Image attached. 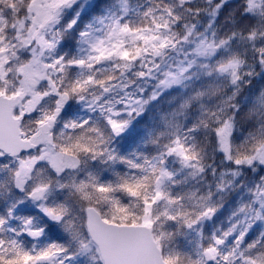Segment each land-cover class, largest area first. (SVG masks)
I'll return each mask as SVG.
<instances>
[{
  "label": "snow or ice",
  "instance_id": "obj_1",
  "mask_svg": "<svg viewBox=\"0 0 264 264\" xmlns=\"http://www.w3.org/2000/svg\"><path fill=\"white\" fill-rule=\"evenodd\" d=\"M0 264H264V0H0Z\"/></svg>",
  "mask_w": 264,
  "mask_h": 264
}]
</instances>
